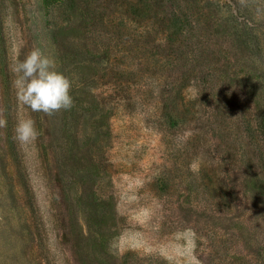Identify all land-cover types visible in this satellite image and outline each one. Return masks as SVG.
<instances>
[{
	"label": "rangeland",
	"instance_id": "374dc122",
	"mask_svg": "<svg viewBox=\"0 0 264 264\" xmlns=\"http://www.w3.org/2000/svg\"><path fill=\"white\" fill-rule=\"evenodd\" d=\"M33 48L71 109L17 104ZM193 255L264 264V0H0V264Z\"/></svg>",
	"mask_w": 264,
	"mask_h": 264
},
{
	"label": "clouds",
	"instance_id": "9594fccd",
	"mask_svg": "<svg viewBox=\"0 0 264 264\" xmlns=\"http://www.w3.org/2000/svg\"><path fill=\"white\" fill-rule=\"evenodd\" d=\"M11 71L15 98L23 108L51 116L73 107L71 80L56 69L55 59L39 48H33L23 59L14 60ZM15 137L22 143L35 141L38 137L35 121L29 115L18 118ZM198 167L197 161L190 165L194 172L198 171ZM189 264L200 262L193 255Z\"/></svg>",
	"mask_w": 264,
	"mask_h": 264
}]
</instances>
